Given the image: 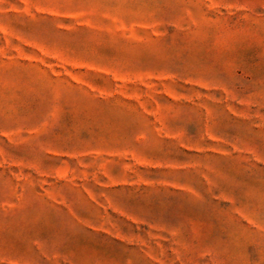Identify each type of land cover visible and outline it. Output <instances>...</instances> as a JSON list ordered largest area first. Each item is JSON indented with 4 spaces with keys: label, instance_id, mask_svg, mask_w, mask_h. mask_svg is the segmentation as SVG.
<instances>
[{
    "label": "rangeland",
    "instance_id": "obj_1",
    "mask_svg": "<svg viewBox=\"0 0 264 264\" xmlns=\"http://www.w3.org/2000/svg\"><path fill=\"white\" fill-rule=\"evenodd\" d=\"M0 264H264V0H0Z\"/></svg>",
    "mask_w": 264,
    "mask_h": 264
}]
</instances>
